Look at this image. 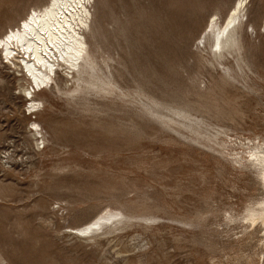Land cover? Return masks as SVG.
<instances>
[{"label": "rangeland", "instance_id": "obj_1", "mask_svg": "<svg viewBox=\"0 0 264 264\" xmlns=\"http://www.w3.org/2000/svg\"><path fill=\"white\" fill-rule=\"evenodd\" d=\"M38 1L0 0V31ZM233 2L87 0L84 5L96 22L91 28L96 24L99 29L94 39L88 29L81 34L92 49L98 42L101 51L113 53L118 63L112 64V72L115 77L120 74L119 85L135 90L141 86L154 97L174 103L172 98L182 92L185 100L193 99L185 90L191 85L189 78H200L202 91L209 92L216 84L220 88L214 93H225L224 100L218 101L223 112L230 100L240 96L232 102L244 111L234 116L237 123L227 118L219 122L233 130L229 134L264 138V94L257 98L253 91L246 93L240 84L225 78L216 63L217 72H206L196 52V46L202 49L199 39L210 17L217 13L222 22ZM246 19L239 41L243 38L247 49L242 52L256 73L249 84L262 86L264 0L248 5L247 24L254 31L245 25ZM5 55L0 52V183L5 195H0V264H246L238 258L241 243L233 236L239 230L224 224L226 211L239 214L248 201L261 196L252 176L225 156L161 128L155 116L139 112V104L122 106L118 98L113 102L94 97L99 111L84 109L65 89L59 91L64 87L61 80L71 82L62 67L55 68L48 85L29 86L33 93L43 91L42 110L30 112L26 99L33 95L23 97L21 74ZM114 92L120 93L115 87ZM114 106H120V111L108 109ZM212 110V106H198L196 114L209 119ZM30 120L46 132L45 148L36 152L27 137ZM5 150L16 163L6 164L3 170ZM30 153L33 163L21 165L19 158ZM118 204L151 211L161 226L149 229L141 220L132 221L137 225L112 244H106L101 231L96 233L95 245L64 229L86 225ZM44 220L51 221L52 227ZM172 220L188 221L189 230ZM136 235L144 239L145 248H134L131 239Z\"/></svg>", "mask_w": 264, "mask_h": 264}, {"label": "bare ground", "instance_id": "obj_2", "mask_svg": "<svg viewBox=\"0 0 264 264\" xmlns=\"http://www.w3.org/2000/svg\"><path fill=\"white\" fill-rule=\"evenodd\" d=\"M86 1L39 0L36 4L31 5L17 22L0 31V40H4L9 34L12 35L10 42L4 40L0 52L3 48V52L5 51L6 54L4 58L14 65L17 73L21 74L19 80L22 83L19 84V91L24 95L23 97L33 95L30 99H26V103L30 102L27 109L30 112H40L43 108L41 98L43 91L33 93L29 86L40 89L48 85L53 80L52 76L56 75L55 68L62 67L65 74L71 78L72 83L67 79L61 80V85L64 87L68 82L71 83V86L59 87V91L65 89L68 94L72 95V99H75L84 109L91 110L92 108L93 111H99L95 108L98 103L94 101V97L113 102L118 98L123 101L122 106L136 103L141 106L139 112L155 116L161 128L165 127L190 142L225 156V160L229 159L231 165L234 164L235 168L237 166L244 174H248L256 180L262 194L258 198L248 201L239 214L230 215L226 211L224 226L229 230H239L233 236L237 242L241 243L237 250L240 260L246 264L253 262L259 264L261 261L264 264V138L257 136L241 138L237 134H229L233 130L219 123L225 118L234 122V116L244 113L239 104L232 103L240 96H235V99L230 100L231 103L226 112H223L218 101L224 100L222 96L225 93L220 91L221 96L214 93V89L220 88L216 84L212 89H208L209 92L202 91L201 85L204 80L202 81L200 78H189L192 82L189 89L185 91H188L193 99L185 100L187 98L183 96L184 92H182V95L172 98L174 103L154 97L149 91L143 90L141 86H137L139 90H135L133 87L119 85L116 78L120 74L117 73L115 77L112 72V64L118 63L113 53L101 51L98 42L95 43L97 48L92 49L88 40L81 34V30L88 29L93 37L95 29H99L96 24L91 28V23L95 21L91 19L90 9L88 10L84 5ZM251 2L252 0H235L233 8L227 13L225 21L223 20L224 22L219 20L220 16L217 13H214L204 28L203 37L199 39L202 49L198 45L196 52L198 51L199 60L206 72H217L216 63L228 76H224L225 78L240 84L246 93L253 91L259 98L264 94V83L262 86H259L258 83L249 84L252 82L250 76H254L256 73L242 52L247 49L243 45V38L239 41L242 20L245 16L247 17L245 25L254 31V28L247 24L248 5ZM33 12L36 13L35 16L32 15ZM207 47L210 51H206ZM210 47H214L215 50H211ZM14 53L17 55L9 57ZM227 56L232 57L233 62ZM210 75L212 76V74ZM221 80L224 81L223 77ZM57 84L56 86H58ZM114 87L120 91L119 94L114 92ZM197 97L205 100L200 103ZM196 105L213 107L209 119L196 114L198 107ZM108 109L117 112L120 111V106ZM29 123L27 137L29 142L31 141L29 145L32 152H36L41 147L44 149L47 142L46 132H43V128L38 122L30 120ZM2 153L4 154L3 158L6 159L2 167L3 170L6 164L16 163V159L7 150ZM33 157L32 153L26 158L20 157L19 163L31 165ZM7 168L12 167L10 165ZM2 189L3 184L0 183V195L5 196ZM118 206L107 207L102 214L96 215L97 217H94L86 225L67 226L64 229H69V235H82L85 242L95 245L99 242V237L95 236L96 233L101 231L100 235L107 237L106 244H112L120 235L126 234L129 229L137 225L132 221L141 220L146 223L144 227L149 229H157L161 226L155 223L159 217L149 210L124 207L121 204ZM172 221L182 225L184 229L189 230L190 228L188 221ZM43 222L47 227H52L51 221L44 220ZM131 240L135 242L134 248L143 249L146 247L144 239L138 235L133 236Z\"/></svg>", "mask_w": 264, "mask_h": 264}, {"label": "snow or ice", "instance_id": "obj_3", "mask_svg": "<svg viewBox=\"0 0 264 264\" xmlns=\"http://www.w3.org/2000/svg\"><path fill=\"white\" fill-rule=\"evenodd\" d=\"M32 15L35 16L36 13L33 12ZM29 19H31V18H29ZM4 40H7V41L10 42V41L12 40V35H11V34L7 35V36L4 38ZM4 40H0V47L3 46V44H4Z\"/></svg>", "mask_w": 264, "mask_h": 264}]
</instances>
